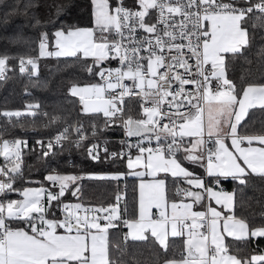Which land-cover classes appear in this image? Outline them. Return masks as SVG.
I'll list each match as a JSON object with an SVG mask.
<instances>
[{
    "label": "snow or ice",
    "instance_id": "6c2138e0",
    "mask_svg": "<svg viewBox=\"0 0 264 264\" xmlns=\"http://www.w3.org/2000/svg\"><path fill=\"white\" fill-rule=\"evenodd\" d=\"M22 7L19 14L38 32L11 40L22 41L27 53H0V81L17 70L38 80L46 58L82 62L96 82L74 83L69 95L81 114L103 120L93 124L92 137L112 127L125 137L120 151L109 152L89 140L83 124L69 123L36 141L40 156L54 157L68 143L95 163L125 161L129 171L53 168L33 181L24 156L35 147L0 133V264H124L114 256L121 251L114 230L123 232L125 246L151 242L165 255L178 239V256L164 264H264V251L241 256L231 250L232 241L264 240V223L237 216L236 191L220 187L229 179L244 187L252 177L264 180V130L249 132L243 123L250 110L264 112V76L238 88L228 72L264 31V0H90V27L54 31L40 30L41 19L29 12L33 0ZM131 98L139 103L135 115L126 106ZM39 108L0 110V117L19 123ZM128 175L138 182L131 214L126 203L121 207L123 193L107 205L80 202L81 181L119 182Z\"/></svg>",
    "mask_w": 264,
    "mask_h": 264
},
{
    "label": "trees",
    "instance_id": "16d2710c",
    "mask_svg": "<svg viewBox=\"0 0 264 264\" xmlns=\"http://www.w3.org/2000/svg\"><path fill=\"white\" fill-rule=\"evenodd\" d=\"M28 0H0V53L5 51L9 55L25 54L28 48L21 41L12 43L11 40L23 33L25 37H35L38 29L29 26L28 19L20 15L23 4ZM35 8L29 9L30 13L41 19L44 29L54 31L61 25L84 26L91 25L90 0H33ZM19 4L17 14L13 13V6ZM59 10V11H58ZM10 14V15H6ZM264 47V31H257L249 51L242 57L236 58L229 67V76L242 87L246 82H259L264 76V57L260 49ZM35 55V53H30ZM15 64V61L12 62ZM9 78L0 81V110H24L29 104L40 105L35 116L25 115L19 123L0 117V133L4 136H24L29 138V146L35 151H25V175L33 181H42L50 169L62 172L99 173L109 171L127 170L122 160H106L95 163L88 158L84 148H75L65 143L63 150L57 148V155L49 158L40 156V149L36 146L38 137L50 136L61 131L69 123H81L88 130L89 140L100 136L112 134V128L100 132L97 137H92L93 124L102 125L103 120H93L79 112V104L74 103V97L69 95V87L74 84L92 83L95 79L88 75L86 65L82 62L64 58H46L40 61L39 78L21 75L18 70L8 74ZM47 113V115H44ZM52 117L57 119L49 123ZM244 129L249 132L264 130V112L259 109L250 110L248 117L243 122ZM15 124V126H13ZM23 125L21 127L20 125ZM71 162V163H70ZM75 164V168L71 164ZM83 186L81 200L87 203H109L121 190H126V204L131 214L136 206V180L126 176L121 181L91 180L81 181ZM220 187L236 191V215L245 218L254 225L264 223V180L252 177L248 186H239L230 179ZM15 198V197H13ZM116 231V230H114ZM121 238H123V232ZM232 251L238 255L248 256L252 252L264 251V240L249 243L232 241ZM121 251L114 252L118 260L124 264H162L166 259L178 256L180 241L165 255L158 246L151 242L147 244L128 242L125 246L119 245Z\"/></svg>",
    "mask_w": 264,
    "mask_h": 264
},
{
    "label": "built area",
    "instance_id": "2783aa9c",
    "mask_svg": "<svg viewBox=\"0 0 264 264\" xmlns=\"http://www.w3.org/2000/svg\"><path fill=\"white\" fill-rule=\"evenodd\" d=\"M113 66H115V65H113ZM126 106H127L128 109H131V113L130 114H133V115H135L136 112L139 110V103H138L136 98L129 99L127 101ZM56 133H54L53 135H50V136L38 137L35 141H37V140H45V141H47V140L53 138L56 135ZM4 137L5 138H9V139L19 137V138L27 140L28 143H29V138L28 137H24V136H4ZM124 139H125V137H124L123 131L121 129L117 128V127H112V134L105 135V136H100L99 138H94L91 141L92 142H97L98 141L102 145H106L107 148L109 149V152H115V151H120L121 150L122 145H121L120 141H122ZM134 139L135 138H133V140ZM133 151H135V150H133ZM102 155H103V153H102ZM118 193L125 194V191L121 190ZM67 199L69 201H71V202H77L76 199L71 197V196H68ZM80 202H83V201H80ZM113 202H114V200L109 202V203H113ZM83 203L84 204H88V205H107V204H109V203H87V202H83ZM125 203H126V200L122 202L121 207H123Z\"/></svg>",
    "mask_w": 264,
    "mask_h": 264
},
{
    "label": "crops",
    "instance_id": "0c3cea01",
    "mask_svg": "<svg viewBox=\"0 0 264 264\" xmlns=\"http://www.w3.org/2000/svg\"><path fill=\"white\" fill-rule=\"evenodd\" d=\"M91 25H84V26H79V27H90ZM96 82V81H94ZM93 83V82H92ZM125 162V161H124ZM125 165H126V162H125ZM189 167H194V166H190ZM127 168V167H126ZM194 170L198 173H202L203 172V169H199V168H194ZM129 170L127 169L125 172L123 171H112V172H99L97 174H110V173H127ZM128 176H131V175H128ZM133 177V176H131ZM134 179L136 180V178L134 177ZM137 180H136V186H137ZM169 187L172 188V185L169 184ZM225 191H228V192H232L230 190H227V189H224ZM137 196H138V193H137ZM82 201V200H81ZM136 201H137V197H136ZM238 216V215H237ZM240 217V216H239ZM112 239L114 241L115 244H118L120 245L122 243V239L121 238V233H118L117 231H113V235H112ZM254 252L250 253L248 256H250L251 254H253ZM258 253V252H257ZM165 261V260H164ZM164 261L162 262V264H164Z\"/></svg>",
    "mask_w": 264,
    "mask_h": 264
},
{
    "label": "rangeland",
    "instance_id": "374dc122",
    "mask_svg": "<svg viewBox=\"0 0 264 264\" xmlns=\"http://www.w3.org/2000/svg\"><path fill=\"white\" fill-rule=\"evenodd\" d=\"M94 83V82H93ZM88 84V83H87ZM109 172H112V171H109Z\"/></svg>",
    "mask_w": 264,
    "mask_h": 264
}]
</instances>
